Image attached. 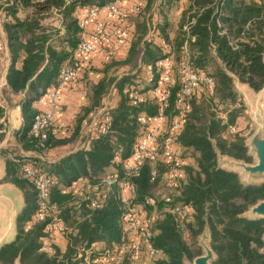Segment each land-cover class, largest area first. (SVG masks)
<instances>
[{
  "label": "trees",
  "instance_id": "obj_1",
  "mask_svg": "<svg viewBox=\"0 0 264 264\" xmlns=\"http://www.w3.org/2000/svg\"><path fill=\"white\" fill-rule=\"evenodd\" d=\"M112 1L0 0L1 25L9 48L7 84L3 93L4 96L23 95L20 109L24 125L18 138L24 147L38 149L31 135V125L38 113L33 105L56 82L60 69L74 62V51L83 32L78 23L79 15L89 6H104ZM178 2L144 0L138 11L130 15L134 29L128 54L123 60L109 58L106 61L101 70L104 75L91 86L87 103L75 117L70 139L80 136L84 120L104 102L115 82L111 97L114 95L115 100L110 108L111 131L90 138L88 148L80 147L52 163L40 161V166L64 184L80 177L94 180L102 175L120 173L142 133L138 117L143 113L155 114L157 105L150 97L132 104V78L116 79L114 73L129 64L138 66L139 62V68L143 70L145 65L164 57L162 46L153 41L157 34L163 42L173 44L178 57L187 38L184 27L195 19L190 27V35L194 37L189 42L191 58L194 67L214 78L215 95L193 102L178 136L186 161L185 178L171 202L163 199L156 202L158 219L153 243L161 250V256L152 264H185L186 259L201 255L197 237L206 226L210 230L211 248L216 254L213 264H264V253L261 252L264 218L243 216L264 199V182L245 184L237 172L218 164L217 150L246 162H251L252 157L247 154L244 138L238 131L233 136H224L227 124L214 111L215 106L225 109L235 103V79L247 83L256 92L264 88L263 7L256 0H189L176 27L171 14ZM150 29L153 36L146 38ZM91 69L92 65L86 68L81 79ZM111 69L112 74L108 75ZM4 114L5 107L0 103V128ZM237 115L238 109L231 108L227 112L228 123H237ZM55 138L50 136L46 149L67 141ZM150 170V165H145L137 179L139 199L154 197L153 190L159 178L151 181ZM4 180L20 188L25 204L17 217L15 241L0 248V264H13L17 259L20 264H80L79 251L96 242L102 243L103 248L111 247L124 236L121 210L113 196L101 208L94 209L88 199L73 198L56 187L53 200L58 202L60 216L71 231L65 250L56 244L55 238V253L44 252L41 250L42 240L47 236L44 224L28 228V222L37 210L34 186L20 177L19 166L12 159L7 162ZM178 203L191 208L190 216L184 220L186 234L171 211Z\"/></svg>",
  "mask_w": 264,
  "mask_h": 264
},
{
  "label": "built area",
  "instance_id": "obj_2",
  "mask_svg": "<svg viewBox=\"0 0 264 264\" xmlns=\"http://www.w3.org/2000/svg\"><path fill=\"white\" fill-rule=\"evenodd\" d=\"M256 1L262 5L264 15V0ZM141 4H144V0H136L128 11L122 6V0H114L104 6H89L81 12L78 23L83 32L74 51V62L60 69L56 82L44 94L49 109L38 111L31 125V135L38 153L33 152L27 157H12L19 166L20 177L30 182L37 192V210L29 220L28 228L31 229L39 223L44 224L47 234L41 245L44 252L55 253V238L63 236L68 241L71 231L60 216L58 202L53 200L54 188L58 187L61 193L73 198L88 199L90 207L94 209L101 208L111 196L118 201L124 226L123 238L111 247H98L96 243H92L89 248L78 252L77 258L82 259L80 264H152L160 258L161 250L153 243L158 219L156 202L158 199L171 202L185 178L186 161L178 143V136L187 122L193 102L200 97L210 98L215 95L214 78L204 70L194 67L191 58L189 42L194 37L190 35V27L195 22L192 19L184 27L187 38L181 47L179 58L173 44L163 42L164 57L144 66L148 81L152 84L150 97L156 103L157 111L153 115L143 113L138 117L143 128L142 133L121 172L102 175L94 180L80 177L64 184L43 170L40 166V161L44 160L41 151L46 150L50 136L56 137L58 134L56 121L62 109V93L78 84L84 70L92 65L95 53L115 58L118 50L130 47L134 29L130 15L136 13ZM103 12L107 16L105 19L100 18ZM0 18H3L1 13ZM152 36L153 31L150 29L146 38ZM231 44L234 45V42ZM6 84L4 75L0 80V88L6 87ZM130 90L132 104H139L147 99L144 94L132 88ZM114 91L113 86L104 102L84 120L81 137L88 135L90 139L111 131L110 108ZM83 94L86 95V91ZM0 103L3 105L1 98ZM222 121L227 124L224 136L237 133V123L229 124L226 116H223ZM147 164L151 167V181L165 179L169 183L170 193L161 198H138L137 179L141 177ZM190 209L189 206L179 203L171 208L179 220L183 234L187 233L184 220L190 216Z\"/></svg>",
  "mask_w": 264,
  "mask_h": 264
},
{
  "label": "crops",
  "instance_id": "obj_3",
  "mask_svg": "<svg viewBox=\"0 0 264 264\" xmlns=\"http://www.w3.org/2000/svg\"><path fill=\"white\" fill-rule=\"evenodd\" d=\"M136 0H122V6L125 7L128 11L131 10V7ZM189 0H179L178 6L174 16L171 17L175 21V17H181L185 8H187ZM101 19L107 18L106 13H102L100 16ZM0 18V80L4 75H6L9 67V48L7 44L6 35L3 31ZM175 23V22H174ZM174 34L171 35V37ZM153 41L155 44L162 46L163 40L159 35H154ZM130 47H123L118 50L117 56L115 59H124L129 51ZM109 59L107 56L101 53H95L92 58L91 69L83 79H80L78 84L63 92L60 98L62 109L57 116L56 126L58 128V134L56 135V140H67L65 142H60L52 145L48 149L42 152L43 161L47 163H52L60 158L68 155L71 152H74L80 147L88 148L89 147V136L85 137L80 136L77 139L71 140L70 134L74 131V120L76 115L80 112V109L83 105L87 103V96L90 94L91 86L97 83L102 76L104 75L101 71L105 66L104 64ZM141 63H138V67ZM128 66L120 67L117 73H121ZM112 74V69L108 75ZM124 74L122 73L116 75V79L121 78ZM115 82L111 85L110 89L114 86ZM5 87L0 88V98L3 101L5 107L4 117L1 119L3 122V127L0 128V239L5 235H13V219L16 213H20L24 207V196L22 191L18 186H16L11 181L4 180L7 174V162L12 157H22L29 156L33 152L38 153L37 150L26 148L23 146V143L18 138V133L24 125V119L20 109V102L23 99L22 94L18 95H8L3 93ZM86 91V95H84ZM115 92V91H114ZM113 92V94H114ZM115 100V96L111 98V101ZM34 108L37 111L49 109L48 101L45 96H42L39 100L34 103ZM43 242V241H42ZM67 239L63 236H58L56 238V244L65 250L67 246ZM98 247H102L103 244L96 242ZM13 264H20L15 262Z\"/></svg>",
  "mask_w": 264,
  "mask_h": 264
},
{
  "label": "rangeland",
  "instance_id": "obj_4",
  "mask_svg": "<svg viewBox=\"0 0 264 264\" xmlns=\"http://www.w3.org/2000/svg\"><path fill=\"white\" fill-rule=\"evenodd\" d=\"M175 11H176V8L174 7L173 12L171 14L172 17L174 16ZM174 20L175 21L173 22H175L174 24L177 27V25L179 24L178 22L180 20V17L177 16L175 17ZM55 22L57 23V21ZM179 57L180 56H178V58ZM127 66L128 67L125 68L121 73H117L116 75L127 73V74H124L122 77L129 76L132 78L130 85L134 86V88L136 87V89L133 88L132 90H136L137 92L144 94L146 98H149L152 94L150 93L152 84L148 81L147 73L144 71V69L143 70L140 69L137 65L129 64ZM241 85L242 84L237 79H235V88L237 92V99L235 103L228 105V107L225 109L223 106H220V105H218V107L215 106L214 111L215 113L218 114V117L222 119L223 116L227 117V112L231 108L238 109L237 129H238V132L241 134V136H243L245 143L248 145L247 152H249V154L252 157L251 163H247V164H254L257 162L258 158H257L255 147L251 143V139L253 135L257 132H261L262 136L264 137V100H261V103L263 106L261 107L259 105L260 110L259 111L256 110L257 103L261 104L259 102L260 97H259L258 92L253 91L251 89H247L245 91V93L247 92L246 93L247 96H245L244 91L240 89ZM225 165H227L230 168L237 169L240 174L241 179L244 182L259 183V182L264 181V174H260V173L251 174L245 171L244 169L237 167L235 163H232L229 160L225 162ZM168 184L169 183L165 179L159 178V182L157 183L156 187L153 190V195L157 198H161L165 194L170 193V190H169L170 188ZM248 213L251 214L250 212ZM197 247H199L202 251V248L198 244H197ZM187 264H194L193 259L189 260ZM210 264H213V262H211Z\"/></svg>",
  "mask_w": 264,
  "mask_h": 264
},
{
  "label": "water",
  "instance_id": "obj_5",
  "mask_svg": "<svg viewBox=\"0 0 264 264\" xmlns=\"http://www.w3.org/2000/svg\"><path fill=\"white\" fill-rule=\"evenodd\" d=\"M241 84L242 85H241L240 89L242 91H244L245 96H247V94H246L247 92L245 93V91L247 89H251V90H253V89L247 83H241ZM253 91H255V90H253ZM257 92H258L259 97H260L259 102L261 103V100H264V88L261 89L260 91H257ZM259 105L261 107L263 106L262 103L261 104L257 103L256 110H258V111L260 110ZM259 114H260V112H259ZM251 143L255 147V150H256V154H257V158H258L256 163L247 164V163H251V162H246L244 160L236 159V158L230 157L228 155L221 154L216 149L217 150L216 152H217L218 164L223 168L235 171L239 174L237 169L230 168L227 165H225V162L227 160H229L232 163H235L237 165V167H240V168L244 169L245 171H247L251 174H257V173L264 174V137L262 136L261 132H257L253 135V137L251 139ZM245 146L248 149V145L246 143H245ZM247 154L249 156H251L249 154V152H247ZM239 176H240V174H239ZM242 182L245 184H260L264 181L259 182V183H252V182L247 183V182H244L242 180ZM248 212H250L251 214H249ZM18 215H19V213H16L14 216V219H13V227H12L13 228L12 229L13 235H11V234L8 235V232H7V235H5L3 238H1L0 239V248L4 245L10 244L13 241H15L16 236H17V217H18ZM243 216H246L248 218H264V199L258 201L255 205H253L247 211H245ZM263 240H264V235H263ZM197 244L202 248V254L198 255L197 257H195L193 259L194 264H210L211 262H213L216 259V254L210 245V230H209L208 226H206L205 229L203 230V232L197 237ZM261 252L264 253V247L261 249ZM16 261L19 262L18 259ZM188 262H189V260L186 259L185 264H187Z\"/></svg>",
  "mask_w": 264,
  "mask_h": 264
}]
</instances>
